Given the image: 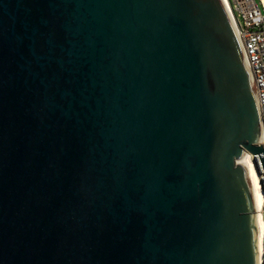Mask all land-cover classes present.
Segmentation results:
<instances>
[{"label": "water", "instance_id": "obj_1", "mask_svg": "<svg viewBox=\"0 0 264 264\" xmlns=\"http://www.w3.org/2000/svg\"><path fill=\"white\" fill-rule=\"evenodd\" d=\"M260 135L221 0H0V264H258Z\"/></svg>", "mask_w": 264, "mask_h": 264}, {"label": "built area", "instance_id": "obj_2", "mask_svg": "<svg viewBox=\"0 0 264 264\" xmlns=\"http://www.w3.org/2000/svg\"><path fill=\"white\" fill-rule=\"evenodd\" d=\"M225 9L251 75L261 119V135L256 146L264 149V0H227ZM252 158L264 193V170L258 156ZM261 220L263 226L258 249V264H264V202L261 207Z\"/></svg>", "mask_w": 264, "mask_h": 264}, {"label": "bare ground", "instance_id": "obj_3", "mask_svg": "<svg viewBox=\"0 0 264 264\" xmlns=\"http://www.w3.org/2000/svg\"><path fill=\"white\" fill-rule=\"evenodd\" d=\"M221 1L225 7L227 0H221ZM240 161L246 170L250 193L252 197V203H253L254 214H255V222H256V227H257V233L255 235V244L257 247V254H258L260 238H261V231H262V226H263L262 220H261V207L264 202V193L262 190L259 173L257 171V167H255L252 156L248 153H245L243 154V157Z\"/></svg>", "mask_w": 264, "mask_h": 264}, {"label": "rangeland", "instance_id": "obj_4", "mask_svg": "<svg viewBox=\"0 0 264 264\" xmlns=\"http://www.w3.org/2000/svg\"><path fill=\"white\" fill-rule=\"evenodd\" d=\"M239 163L241 164V161H239Z\"/></svg>", "mask_w": 264, "mask_h": 264}]
</instances>
